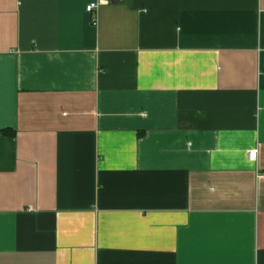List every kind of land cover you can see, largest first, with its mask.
Listing matches in <instances>:
<instances>
[{
  "label": "crops",
  "instance_id": "1",
  "mask_svg": "<svg viewBox=\"0 0 264 264\" xmlns=\"http://www.w3.org/2000/svg\"><path fill=\"white\" fill-rule=\"evenodd\" d=\"M90 1L0 0V264H264V0Z\"/></svg>",
  "mask_w": 264,
  "mask_h": 264
},
{
  "label": "built area",
  "instance_id": "2",
  "mask_svg": "<svg viewBox=\"0 0 264 264\" xmlns=\"http://www.w3.org/2000/svg\"><path fill=\"white\" fill-rule=\"evenodd\" d=\"M106 1H107V0H94V1H90V2H88V3L85 4V6H84V10H85L87 13L90 14V13H92L94 10H96V8L98 7L99 4L105 3ZM90 21H91L92 24L95 23V21H96L95 15H91V16H90ZM252 155H253V150H248V151H247V157H248V158H251ZM257 176L264 178V168L262 169L261 172H259V173L257 174Z\"/></svg>",
  "mask_w": 264,
  "mask_h": 264
}]
</instances>
